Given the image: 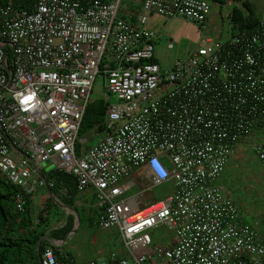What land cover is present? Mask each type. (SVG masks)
<instances>
[{
    "label": "built area",
    "instance_id": "1",
    "mask_svg": "<svg viewBox=\"0 0 264 264\" xmlns=\"http://www.w3.org/2000/svg\"><path fill=\"white\" fill-rule=\"evenodd\" d=\"M120 3L35 0L15 8L0 0V175L21 189L16 209L47 185L37 171L53 161L77 192L94 189L93 226L117 230L122 243L106 258L77 260L58 240L40 263L264 264V236L218 184L251 136L264 167V16L254 29L202 40L162 67L154 56L161 35L148 17L179 16L201 29L208 2L143 0L134 21L119 16ZM99 74L118 101H107L103 138L76 156ZM137 170L147 180L140 195L166 181L173 192L143 205L125 198ZM160 227L171 236L155 239Z\"/></svg>",
    "mask_w": 264,
    "mask_h": 264
},
{
    "label": "rangeland",
    "instance_id": "2",
    "mask_svg": "<svg viewBox=\"0 0 264 264\" xmlns=\"http://www.w3.org/2000/svg\"><path fill=\"white\" fill-rule=\"evenodd\" d=\"M210 6L207 21L203 28L197 27L194 23L176 16L166 17L159 14H152L148 17L147 26L149 29L160 31V37L154 39V56L163 67H169L176 60L185 58L198 46L199 42L205 39L224 40L232 37L231 14L234 9H239L244 17L254 15L264 16V0H205ZM140 0H121L119 14H124L131 8H137ZM172 47H168L169 43ZM107 81L101 74L94 81L90 101L116 103L117 96L106 89ZM103 133L89 131L80 139L83 142V150L93 146ZM244 143L236 148L229 159L226 169L218 179V184L226 198L232 201L239 209L244 221L255 226L264 236V167L252 151V146L257 140L251 136L245 139ZM54 167L53 161H45L41 164V170L47 172ZM141 181V182H140ZM126 182H131L130 187L124 192V197H140L142 189L147 182L141 179L137 171L133 172ZM148 191V190H147ZM173 192V185L166 181L161 185L151 187L141 199V205L164 199ZM40 193V191H39ZM45 195V194H44ZM57 206H48V227L52 229L55 223L53 220L54 210ZM79 230L67 239V248L77 252L79 258H100L103 255L97 254L101 251H117L121 249V239L115 229L95 228L89 223L85 213L80 214ZM160 238L166 239L171 233L164 227L159 229ZM65 247V246H64ZM73 251V252H75ZM77 260L76 256H74Z\"/></svg>",
    "mask_w": 264,
    "mask_h": 264
},
{
    "label": "trees",
    "instance_id": "3",
    "mask_svg": "<svg viewBox=\"0 0 264 264\" xmlns=\"http://www.w3.org/2000/svg\"><path fill=\"white\" fill-rule=\"evenodd\" d=\"M15 8H28L35 0H10ZM222 1V0H221ZM260 17L248 15L244 17L239 9H234L231 14V32L235 35L245 29H254ZM156 60V59H155ZM157 61V60H156ZM158 62V61H157ZM107 102L99 100L90 101L86 107L78 132L79 139L83 138L89 131L95 133L104 132V119L106 114ZM83 151V142L77 140L75 146L76 156H80ZM44 175L49 190L56 195L62 184H67V199L61 195L62 202L71 204V199L75 191L69 189L73 184V178L58 170H51ZM53 181L54 183H49ZM65 186V185H64ZM21 189L15 185L5 182L0 175V264H41L40 259L42 251L51 243L45 239H62L73 228V216L67 217L63 226L49 230L47 215L43 214L48 210L49 203L40 208L36 217L32 211V197L24 194V210L19 211L15 207L16 195ZM50 202L57 206L51 199ZM80 216L79 210H77ZM40 241L38 248L37 243ZM54 247V246H53Z\"/></svg>",
    "mask_w": 264,
    "mask_h": 264
},
{
    "label": "crops",
    "instance_id": "4",
    "mask_svg": "<svg viewBox=\"0 0 264 264\" xmlns=\"http://www.w3.org/2000/svg\"><path fill=\"white\" fill-rule=\"evenodd\" d=\"M142 1L143 0H140V3L141 4H142ZM141 4H139V6L137 8H131V9L127 10L122 15H120L119 13L118 14H119V16L121 18H124L127 21H134L135 18H136V16H137V14L139 13V10L141 8ZM151 30H153V29H151ZM153 31H155V30H153ZM155 32L160 33V31H155ZM101 133L104 134V132H101ZM102 138H103V136L100 139H102ZM51 170H56V169H55V167H53V168L49 169L47 172H44V173L48 176V174H49V172ZM61 173H63V172H61ZM137 173H138V175L140 176L141 179H144V181L147 182L146 178L145 177H142V175H141V173H140L139 170H137ZM64 174L70 176L67 173H64ZM132 174H131V176H132ZM64 185H65V188H66V191H67L68 190L67 189L68 186H67V184H64V182H63L62 186H64ZM69 189H71V190L73 189V191H75V193L73 194V196H72L71 199H68V200L71 201V204L70 205H67L66 203H63L62 202V199L63 198L60 197L61 196V194L59 192L60 189L58 190V193L56 195H54L51 191L47 190L46 185L45 186H42V187L41 186L37 187L36 190H35V192L31 196L32 197V199H31L32 200V206H31L32 211L31 212L36 217V213H37V211L40 208H43L44 206H46L47 203H49V206L52 204L50 202V199L54 203H56L55 200L52 197V195H54V197L56 198V201L59 202V203H56L57 207L56 208H53V210H54V212H53L54 213L53 220H55V223L52 226V229H56V228H59V227L63 226L65 224V222H66L67 217L70 216V215L73 216V228L76 227V215L78 214L77 213V210H79V213L80 214L85 213L88 216V218H89V223H91V225L93 226L92 222L96 218V215L98 213V209L95 206V192H94V189L93 188H88L84 192H81V193L80 192H77L76 191V187H75L74 179H73V184L71 185V187ZM39 191H40V193H39ZM148 191H146V193ZM66 193L64 194L63 197H65L67 199ZM143 196H144V194L140 195V200L143 199ZM43 214L47 215V221H46V223L49 224V221L50 220L48 219V215H49L48 210H44V213ZM79 219H80V216H79ZM80 222H81V219H80ZM80 222H79L78 226L74 229V231L70 230L62 239L61 238L60 239H57L60 242V244H59L60 247H58V249L62 250L68 256H72V257L76 256L77 258H79L78 255H77V252L74 249H73V251H75V252H73L70 249H68L67 248L68 245H67L66 242H67V239L73 233H75V232H77L79 230ZM95 228H97V227H95ZM49 230H51V229L49 228ZM159 236H160L159 233H157V235H155V239H158ZM52 239H56V238H52ZM101 250H102V248H98L97 249V254L98 255H103V256H101L100 258H97V259L106 258V257H108V255L110 253L113 252V251L104 252V251H101ZM117 251H119V250H117ZM90 259H96V258H79V260H90Z\"/></svg>",
    "mask_w": 264,
    "mask_h": 264
},
{
    "label": "water",
    "instance_id": "5",
    "mask_svg": "<svg viewBox=\"0 0 264 264\" xmlns=\"http://www.w3.org/2000/svg\"><path fill=\"white\" fill-rule=\"evenodd\" d=\"M8 53H9V50H7V52H6V56L8 55ZM37 174H38L40 177H43V176H42V173H41L39 170L37 171ZM46 188H47V190H49V187H48L47 185H46ZM49 191H50V190H49ZM52 197H53V199L55 200L56 203H59V202L56 201V198L54 197V195H52ZM73 210H74V209H73ZM79 222H80V219H79V215L77 214V215H76V227L78 226ZM76 227L72 228L71 230L74 231V229H75ZM44 238L47 239L52 245H56L57 242H58L57 239H52V238H48V237H44ZM65 239H66V238H65ZM65 239H64V240H65ZM39 243H40V241L37 243L36 248H38Z\"/></svg>",
    "mask_w": 264,
    "mask_h": 264
}]
</instances>
